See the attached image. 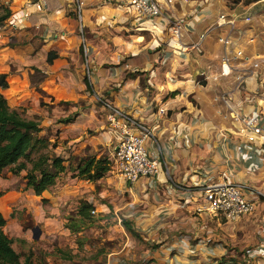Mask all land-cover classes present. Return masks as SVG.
I'll return each mask as SVG.
<instances>
[{"label": "crops", "instance_id": "obj_1", "mask_svg": "<svg viewBox=\"0 0 264 264\" xmlns=\"http://www.w3.org/2000/svg\"><path fill=\"white\" fill-rule=\"evenodd\" d=\"M77 1L16 0L12 14L21 22L31 15L26 21L39 29L38 37L48 40L62 35L72 48L83 47L87 53L83 60L91 65L86 69L91 87L86 89L97 93L90 109L99 113L97 132L104 144L113 148L119 127L123 128L122 121L114 127L109 123L110 106L149 129L145 144L160 162L155 176L133 182H125L112 165L107 174L93 180L69 174L65 188L74 195L86 193L85 200L92 205L91 185L98 187L94 194L100 193L106 180L128 196L120 205L118 220H130L140 244L135 249L137 242L127 231L132 245L123 253L109 252L104 264H264V147L258 136L245 141L239 123L217 115L214 85L199 74L208 64L217 63L221 50L215 40L217 31L204 38L200 52L192 47L220 10L212 9L209 0H173V13L184 22L180 37L174 39L162 15L138 17L126 0H79V15ZM239 26L244 34L253 32L251 27ZM256 37L264 38L260 33ZM256 37L245 50L264 55V39ZM213 46L218 53L215 61H209L215 58ZM205 54L213 57L200 63L197 57ZM108 63L113 65L101 66ZM178 65L184 66L185 75L175 81ZM139 71L144 73L141 80ZM260 76L264 80V62ZM195 88L207 90L208 96L192 102ZM247 90L236 93L233 101L242 113L258 111L264 126V87L248 79ZM244 94L252 96V101L244 100ZM157 106L165 108L161 116L154 111ZM127 127L133 129L130 124ZM66 138L71 152L99 142L97 137L88 141L76 133ZM207 179L240 183L252 209L232 219L196 211ZM42 192L39 196H45ZM45 192L52 202L54 193Z\"/></svg>", "mask_w": 264, "mask_h": 264}, {"label": "rangeland", "instance_id": "obj_2", "mask_svg": "<svg viewBox=\"0 0 264 264\" xmlns=\"http://www.w3.org/2000/svg\"><path fill=\"white\" fill-rule=\"evenodd\" d=\"M15 1L0 0V6H8L10 10L9 15L0 23V73L5 75L7 83L0 88V93L7 104L24 117L38 120L40 129L36 135L46 139V146L33 149L27 156L19 158L25 163L24 168L15 170L13 163L1 169L0 210L5 218L2 230L11 238V245L19 253L20 261L26 256L30 264H104L103 260L109 252L121 253L130 243L132 245L131 235L118 220L119 212L122 211L120 205L128 200L126 192L118 190V185L106 180L104 191L94 194L93 191L98 187L91 185V201L94 203L92 218L76 231H70L64 226L70 222L68 218L74 216L78 202L86 197V193L79 195L76 192L78 194L74 195L68 191L70 189L65 188L69 174L73 177L69 168L75 163L73 156L93 154L98 157L102 154L109 157L110 168L112 165V144H104L100 132H97L99 113L96 108L94 111L90 109V104L96 103V90L93 93L88 91L83 83V78L88 74L86 69H91V65L83 60L87 53L81 46L72 48L70 40L65 41L62 35H53L48 40L46 36L38 37L39 29L36 30L33 23L26 21L31 15L21 22L12 14L16 10L13 7ZM209 1L212 9L220 11L242 10L250 3L251 22L245 24L237 21V24L251 27V33L255 35L264 26L262 0ZM252 1L255 2L252 4ZM168 34L171 36L169 31ZM256 39L259 41L264 38ZM49 50L55 51L56 57L47 62L46 54ZM217 50L213 46L215 58L211 59L212 55L205 54L197 57L198 61H215ZM191 55L194 56V52ZM111 65L113 63L101 66ZM180 67L178 65L175 81L184 78V66ZM138 73L141 80L144 73ZM207 96V90L195 88L191 101L202 100ZM67 117L69 120L64 121ZM70 123L72 125L68 126ZM72 133L87 140L97 137L99 142L87 143L83 148L71 152L66 136ZM40 153H54L63 159L64 169L47 189L49 193H54L52 202L45 190L42 192L45 196H39L25 184L26 170L31 166V160ZM76 183H79L77 186L80 189L81 183ZM34 225L38 227L35 238L31 231ZM132 238L137 242L133 246L136 249L140 244L138 236Z\"/></svg>", "mask_w": 264, "mask_h": 264}, {"label": "built area", "instance_id": "obj_3", "mask_svg": "<svg viewBox=\"0 0 264 264\" xmlns=\"http://www.w3.org/2000/svg\"><path fill=\"white\" fill-rule=\"evenodd\" d=\"M126 2L138 17L162 15L171 37L174 39L180 37L184 22L173 13L171 6L173 0H126ZM76 4L79 15L81 1L78 0ZM39 5L40 3H37V6ZM251 20L249 7L242 11L235 9L220 11L208 27L198 34L192 47L200 52V45L204 38L209 33L217 31L215 40L221 47L217 63L214 67L208 64L199 74L203 80L214 85L215 92L212 100L216 103L217 115L222 119L229 117L232 122L239 123V130L242 131L245 141L252 142L258 136L261 146L264 147V126L260 124L259 112L242 113L233 101L236 93H248V79H254L257 86L264 87V80L260 76L264 55L260 52L245 50V45L254 41L256 33L244 34L237 24V21L247 24ZM258 33L264 36V26ZM223 84H230V87L217 89ZM243 99L251 102L252 96L244 94ZM108 110L109 123L114 127L122 121L121 126H123V128L118 126L120 131L111 151L114 172L125 182H133L142 176H155L159 171L160 162L146 147L145 142L150 135L149 129L113 107L108 106ZM154 111L161 116L165 108L157 106ZM128 124L132 125L133 129H129ZM201 188L202 202L194 207L196 211L204 210L218 218L232 219L252 209V201L245 197L242 185L238 182L207 179L202 183Z\"/></svg>", "mask_w": 264, "mask_h": 264}, {"label": "trees", "instance_id": "obj_4", "mask_svg": "<svg viewBox=\"0 0 264 264\" xmlns=\"http://www.w3.org/2000/svg\"><path fill=\"white\" fill-rule=\"evenodd\" d=\"M249 1V0H248ZM0 23L9 15L7 6H0ZM56 57L53 50L47 51L46 61ZM86 88L90 84L86 77L83 78ZM7 85L5 75L0 73V88ZM69 120V117L64 121ZM39 122L35 118L24 117L17 109L10 107L2 93H0V171L2 168L15 164V170L25 167V163L20 160L22 156H27L33 149L46 146V139L36 135L39 131ZM74 164L69 166L74 171L73 176L84 177L90 180L103 176L110 169L109 158L105 155L95 157L93 154L73 156ZM63 159L59 155L52 153H40L31 160V166L25 173V184L30 187L34 194H40L54 184L55 178L64 169ZM1 194V191H0ZM93 205L82 199L78 202L73 217H69V223H65L70 231H76L85 222L92 218ZM122 226L132 236H138L132 227L130 220L122 219ZM5 218L0 212V264H30L29 258L24 257L20 261L19 253L11 245V238L2 230Z\"/></svg>", "mask_w": 264, "mask_h": 264}, {"label": "water", "instance_id": "obj_5", "mask_svg": "<svg viewBox=\"0 0 264 264\" xmlns=\"http://www.w3.org/2000/svg\"><path fill=\"white\" fill-rule=\"evenodd\" d=\"M32 236L35 238L38 234V227L36 225L31 227Z\"/></svg>", "mask_w": 264, "mask_h": 264}]
</instances>
